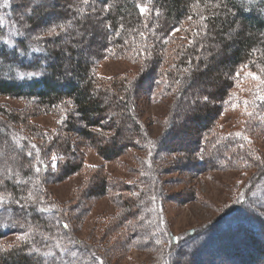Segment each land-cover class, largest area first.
<instances>
[{"label": "trees", "instance_id": "obj_1", "mask_svg": "<svg viewBox=\"0 0 264 264\" xmlns=\"http://www.w3.org/2000/svg\"><path fill=\"white\" fill-rule=\"evenodd\" d=\"M94 1L100 9L106 7L108 10L96 36L92 32L80 33L92 18L90 14L94 8L87 6H81L82 17L75 24L56 19L42 23L45 17L57 18L60 14L57 9L45 14L44 8L36 4L56 3V0H28L26 3L12 0L9 16L19 33V39L13 43L6 39L4 19L7 14H4L5 18L0 17V98L34 100L48 112H55L60 105L73 107L68 130L56 134V141L48 144L47 136L41 131L36 134L46 145L44 152L54 151L58 157L66 158L55 164L53 172L50 171L55 162L47 163L44 173H39L35 156L29 155L32 149L40 155V147L31 140L29 132L24 135L14 128L24 126L26 120L17 113L0 112L5 119L0 117V241L10 234H28L25 245L5 251L0 246V264H99L96 255L93 257L83 242L55 240L65 241L71 235L62 211L54 205L39 206L40 203H33V200L43 192L41 183L46 177L55 182L60 177L70 178L81 168L77 164H82V159L76 163L78 155L72 136L90 142L108 161L124 155L134 142L138 146L144 138L134 116L133 92L127 83L108 85L107 82L106 86L104 82L98 83L94 75L96 57L104 51L119 57L132 51L137 59L140 50L148 53L150 59L144 61L151 69L135 83L146 94L156 93L158 83L165 87V94L175 92L179 99L189 93L184 103L192 113L189 135L195 141L186 145L184 153L191 162L192 172L201 173L197 166H203L207 161L219 167L227 159L232 161V156L243 160L251 158L245 149H236V144L223 143L219 135L207 133L212 131L222 114L223 103L228 99L230 89L241 80L239 75L244 69L258 68L264 73V0ZM141 7L147 11L141 12ZM75 13L79 14L78 11ZM167 24L168 30L165 29ZM176 25L185 36L175 38L172 35L165 39ZM163 29L165 40L161 44L159 35ZM98 35L100 46L94 44L100 48L96 54L90 42L84 40ZM145 42L151 46L157 44V49L168 54L156 58V50L144 49ZM202 91L207 94L202 96ZM254 95L252 103L257 105ZM262 178L257 180L262 181ZM87 189V197L96 198L106 194L109 185L104 178L93 176ZM256 192L264 195V186ZM252 198L257 201L255 196ZM260 200L262 204L256 207L244 197L236 210L219 219L214 229H209L210 233L203 231L192 237L195 245L200 247V255L211 238L214 246L209 247L214 248L220 240L236 233L242 234L236 240L254 242L258 255L264 254V245L253 237L255 226L264 229V198ZM126 208L131 211L130 207ZM128 218L130 215L123 217L125 221ZM128 229L136 231L132 225ZM191 255L183 254L187 261ZM200 255L198 259L194 256L190 263L199 261Z\"/></svg>", "mask_w": 264, "mask_h": 264}, {"label": "rangeland", "instance_id": "obj_2", "mask_svg": "<svg viewBox=\"0 0 264 264\" xmlns=\"http://www.w3.org/2000/svg\"><path fill=\"white\" fill-rule=\"evenodd\" d=\"M20 1L26 3L28 0ZM3 4L4 0H0V5ZM37 5L44 8L45 14L55 9L60 14L57 18L45 17L42 23L45 20V23H51V20L56 19L61 23L72 21L75 24L81 20V6L94 8L90 9L92 18L80 33L92 32L95 36L99 34L108 11L106 7L100 9L94 0H87V3L84 0H56V3L42 2ZM11 9L12 0H8L7 7L0 6V17L5 18L4 14H7V20L4 19L6 39L13 43L19 39V33L12 25L9 16ZM167 27L168 24L166 30ZM177 27L173 26L165 39H170L172 35L175 38L185 36ZM182 28L187 29L186 26ZM165 29L159 35L161 44H164L162 36L165 35ZM48 30L53 31L51 28ZM99 39V35L97 38L90 36L84 42H90L97 54ZM156 46L145 42L144 49L149 52L156 50L154 56L158 59L168 54ZM132 53L120 57L109 55L108 51L98 54L94 75L98 83L104 82V85L107 82L108 85L127 83L133 92L131 103L134 116L144 138L138 146L134 142L124 155L108 161L90 142L82 141L77 135L72 136L78 155L76 163L82 159V164H77L81 168L70 178L60 177L55 182L46 177L41 183L43 192L33 203H40L42 207L54 205L60 209L71 235L65 241L55 240L61 243L83 242L82 245L89 248L93 257L96 255L99 264H179L187 261L184 253L192 254L189 261L184 262L191 264L194 256L197 258L200 255V247L195 245L196 241L192 237L199 236L203 231L210 233V228L214 229L219 219L236 210L244 197L256 207L263 202L260 200L264 198L263 193L256 191L264 186V101L259 98L264 96V84L260 83V80H264V73L258 68L244 69L239 75L241 80L230 89L229 97L223 103L222 114L216 119L212 131L207 133L219 135L223 143L236 144V149H245L251 158L243 160L232 156V161L227 159L229 161H224L219 167L207 161L205 165L197 166L201 173L192 172L191 162L184 153L186 145L195 141L189 135V127L193 123L189 120L192 113L184 103L189 93H184L179 99L175 92L165 94V87H161V83H158L156 93L146 94L138 89L135 83L149 73L151 66L144 60L150 58L142 50L139 51L138 59ZM249 72L256 74L260 80L248 76ZM201 94L203 96L207 92L202 91ZM253 94L257 96V105L252 103ZM245 100L249 102L247 106ZM72 108L71 105H60L55 112H48L34 100L0 98V112L17 113L26 120L24 126L16 125L14 128L24 135L29 132L31 140L40 147V155L37 150H31L39 173L46 171L47 163L55 162L51 166L50 172H53L55 164L66 158L58 157L54 151L44 152L46 148L43 146L46 145L36 134L41 131L47 136L48 144L56 141V134L68 130ZM0 117L4 119L2 113ZM238 132L242 135L237 136ZM93 176L104 178L109 185L108 192L101 197H87V188ZM258 177H263L261 182L257 180ZM125 206L130 207L131 211L126 210ZM125 215H130L126 221L123 219ZM129 225L136 227V231L128 229ZM254 231L256 234L253 237L264 245V229L255 226ZM236 234L220 240L214 248L209 247L214 246L211 238L199 257L201 259L198 261L195 258L197 261L193 264H264V254L258 255L254 242L238 241L236 239L241 238L242 234ZM27 235V232L10 234L0 241V246L5 251L25 245Z\"/></svg>", "mask_w": 264, "mask_h": 264}, {"label": "snow or ice", "instance_id": "obj_3", "mask_svg": "<svg viewBox=\"0 0 264 264\" xmlns=\"http://www.w3.org/2000/svg\"><path fill=\"white\" fill-rule=\"evenodd\" d=\"M84 2L87 3V0H84ZM0 6L7 7L8 6V0H4V4L3 5H0ZM140 10H141V12H146L147 11V8L141 7ZM247 75L248 76H251L254 80H260V78L256 74H254V73L249 72V73H247ZM260 83L261 84H264V80H260ZM259 98L261 100H264V96H261ZM248 103L249 102L247 100L244 101L245 106H247ZM236 135L237 136H241L242 134L238 132V133H236ZM244 138L247 139V137H244ZM32 147L35 148L36 146L33 145ZM29 155H31V153H29ZM54 159H55V157H54ZM65 227H67V225H65ZM101 264H102V262H101Z\"/></svg>", "mask_w": 264, "mask_h": 264}]
</instances>
